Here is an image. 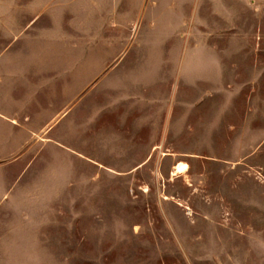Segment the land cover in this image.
I'll use <instances>...</instances> for the list:
<instances>
[{"label": "rangeland", "instance_id": "374dc122", "mask_svg": "<svg viewBox=\"0 0 264 264\" xmlns=\"http://www.w3.org/2000/svg\"><path fill=\"white\" fill-rule=\"evenodd\" d=\"M0 264H264V0H0Z\"/></svg>", "mask_w": 264, "mask_h": 264}, {"label": "bare ground", "instance_id": "6f19581e", "mask_svg": "<svg viewBox=\"0 0 264 264\" xmlns=\"http://www.w3.org/2000/svg\"><path fill=\"white\" fill-rule=\"evenodd\" d=\"M188 166L186 164H178V166H176L174 175H182L187 171Z\"/></svg>", "mask_w": 264, "mask_h": 264}, {"label": "crops", "instance_id": "0c3cea01", "mask_svg": "<svg viewBox=\"0 0 264 264\" xmlns=\"http://www.w3.org/2000/svg\"><path fill=\"white\" fill-rule=\"evenodd\" d=\"M241 1H242V0H241ZM180 164H181V163H180ZM180 164H179V165H180ZM176 166H178V164H177ZM176 166H175V168H174V172H175ZM174 172L172 173L173 175H174Z\"/></svg>", "mask_w": 264, "mask_h": 264}]
</instances>
